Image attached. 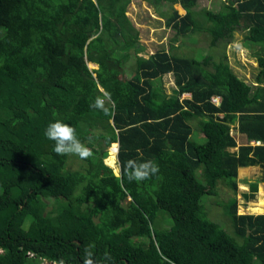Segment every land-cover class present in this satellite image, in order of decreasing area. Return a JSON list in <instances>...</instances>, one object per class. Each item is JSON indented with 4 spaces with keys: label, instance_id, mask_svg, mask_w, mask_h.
<instances>
[{
    "label": "trees",
    "instance_id": "1",
    "mask_svg": "<svg viewBox=\"0 0 264 264\" xmlns=\"http://www.w3.org/2000/svg\"><path fill=\"white\" fill-rule=\"evenodd\" d=\"M142 1L168 3L175 35L205 31L222 55L199 61L173 45L132 55L131 0H0V264H83L86 250L95 264H264V214H239L236 198L240 167H262L253 190L264 182V0H222L219 11L194 9L197 0ZM237 31L259 48L255 87L227 60ZM131 56L134 74L120 84ZM170 73L172 94L161 81ZM104 93L110 115L89 107ZM196 118L204 142L192 138ZM57 120L93 145L79 170L44 136ZM129 159L159 171L129 182L110 167ZM218 184L232 192L223 203L233 235L201 202Z\"/></svg>",
    "mask_w": 264,
    "mask_h": 264
},
{
    "label": "rangeland",
    "instance_id": "2",
    "mask_svg": "<svg viewBox=\"0 0 264 264\" xmlns=\"http://www.w3.org/2000/svg\"><path fill=\"white\" fill-rule=\"evenodd\" d=\"M222 0H197L194 7L196 10L203 8L213 9L214 11L221 10ZM180 14L184 13L183 8L179 5H173ZM170 10V5L168 3H161L159 5H150L146 1L142 0H131L127 8V16L133 23V25L139 31V38L136 42L135 50H131L132 55L138 54L139 56L148 57L153 52L160 49H169L170 46H174L173 52L187 57H195L199 61L210 60L215 54V58L222 55L223 47L222 45L217 47H211L209 45V35L207 32H197L193 36H177L174 31L166 25V15ZM170 50V49H169ZM259 48L255 46L252 42L244 38V32L237 31L234 33L233 40L229 42L225 47V53L227 55V60L232 71L241 79L255 87L257 83L255 82V76L259 71L257 62L255 61L254 52L258 51ZM90 69L97 68V65H89ZM124 72L119 76L115 77V80L120 84H123L126 79L134 74V58L132 56L124 62L122 65ZM161 81L169 94L174 93L176 86L174 84L173 75L166 74L161 78ZM158 81H153V86L157 85ZM188 94L182 97H187ZM217 101L218 96H214ZM193 127L192 138L197 142H203L205 140L199 120L196 118L190 121ZM90 129V127H88ZM91 132V130H89ZM233 135L236 137L238 144H243L247 139L241 134H239L235 129L232 130ZM86 147L92 151V143H84ZM117 147V146H116ZM109 148V147H108ZM107 148L108 155H113L117 151L113 147ZM118 148V147H117ZM235 148L229 149L231 153ZM117 155V153H116ZM82 160L75 155H68L67 159V169L76 170L80 169ZM118 164V163H117ZM113 165V169H114ZM257 166V167H256ZM243 177L247 180L254 181L259 176H262V167L260 165H255V167H248V169L242 170ZM115 172V170H114ZM119 174V171L115 172ZM259 177V178H260ZM245 178L238 177V194L236 198L238 199V213H264V184H257V189L253 190L250 188V183H245ZM258 178V179H259ZM260 188V190H259ZM217 196L214 195H204L201 198L202 204L205 206L208 217L217 222L222 228H224L229 234L233 235V227L228 219V215L224 210L223 201H227L230 196H232L231 190L226 187V185H217ZM243 193L247 194V198L244 199ZM262 211V212H260ZM161 218H164V225L170 226L171 222L167 218L166 214H160ZM256 264H260V260H255ZM42 264H52L50 262L43 261Z\"/></svg>",
    "mask_w": 264,
    "mask_h": 264
},
{
    "label": "clouds",
    "instance_id": "3",
    "mask_svg": "<svg viewBox=\"0 0 264 264\" xmlns=\"http://www.w3.org/2000/svg\"><path fill=\"white\" fill-rule=\"evenodd\" d=\"M109 99L110 94L104 93L102 96L96 97V99L90 103L89 107L91 109L99 110L105 115H110V109L106 106ZM44 136L48 140L54 142L53 151L58 156L75 155L81 159H87L92 155L90 149L77 137L75 128L59 120L47 125L44 130ZM118 169L121 178L126 176L129 182H142L150 179L159 171L158 165L154 164L152 161L137 162L134 159H129L125 164L118 165ZM92 257V251L86 250L83 264H95ZM109 258V255L105 254V259ZM61 264H63L62 261Z\"/></svg>",
    "mask_w": 264,
    "mask_h": 264
},
{
    "label": "crops",
    "instance_id": "4",
    "mask_svg": "<svg viewBox=\"0 0 264 264\" xmlns=\"http://www.w3.org/2000/svg\"><path fill=\"white\" fill-rule=\"evenodd\" d=\"M188 95H189V94H188ZM187 97H188V96H187ZM219 99H220V97H219ZM236 131H237V130H236ZM237 132H238L239 134L243 135V136L245 137V139H246L245 134H242V133H240L239 131H237ZM204 138H205V137H204ZM204 141H205V140H204ZM204 141H203V142H204ZM246 141H247V140H246ZM236 142H237V141H236ZM245 143H246V142H245ZM258 143H259V142H254V141H251V142H250V144H258ZM243 144H244V143H243ZM237 145L239 146V145H242V144H238V143H237ZM237 148H238V147H235V149L232 150V152H233V153H234L235 151L237 152ZM230 149H232V148H230ZM248 167H255V166H248ZM248 167H240V168H239V170H238V177H239V178H240V177L245 178V177H243V173H242L243 171H242V170H244V169H246V168L248 169ZM256 167H257V166H256ZM259 177H260V176H259ZM259 177H258V178H259ZM258 178L255 179L254 181H257ZM260 178H261V177H260ZM260 178H259V179H260ZM245 180H246V181H245L246 184H247V182H248V183H252V182H254V181H252V180H251V181H250V180H247L246 178H245ZM259 183L264 184L263 181H259V182H258V186H259ZM259 190H260V188H259ZM263 200H264V198H263ZM260 212H262V211H260ZM254 214H262V213H254ZM263 214H264V213H263ZM256 259H257V258L254 259V264H256V263H255V260H256Z\"/></svg>",
    "mask_w": 264,
    "mask_h": 264
},
{
    "label": "bare ground",
    "instance_id": "5",
    "mask_svg": "<svg viewBox=\"0 0 264 264\" xmlns=\"http://www.w3.org/2000/svg\"><path fill=\"white\" fill-rule=\"evenodd\" d=\"M113 149L116 150V149H118V148H117V147H113ZM116 151H117V150H116ZM116 153H117V152H116ZM116 153L113 154V155L116 156ZM104 162H105V159H104ZM105 164H106V163H105ZM113 165H115V166H114V169H113V167H112ZM110 167H111V169L113 170V173H114L115 175H118V174L115 173V172H117V170L119 171V169H118V164H117V163H116V164H111ZM114 170H115V172H114Z\"/></svg>",
    "mask_w": 264,
    "mask_h": 264
},
{
    "label": "built area",
    "instance_id": "6",
    "mask_svg": "<svg viewBox=\"0 0 264 264\" xmlns=\"http://www.w3.org/2000/svg\"><path fill=\"white\" fill-rule=\"evenodd\" d=\"M212 101L215 103V104H219V101H220V99H219V97H218V99H217V101L214 99V97L212 98Z\"/></svg>",
    "mask_w": 264,
    "mask_h": 264
},
{
    "label": "water",
    "instance_id": "7",
    "mask_svg": "<svg viewBox=\"0 0 264 264\" xmlns=\"http://www.w3.org/2000/svg\"><path fill=\"white\" fill-rule=\"evenodd\" d=\"M117 145H118V143H117ZM117 151H118V149H117ZM119 175V174H118Z\"/></svg>",
    "mask_w": 264,
    "mask_h": 264
}]
</instances>
